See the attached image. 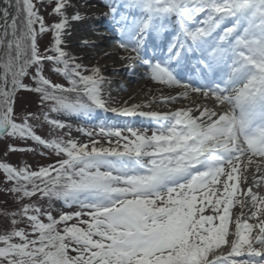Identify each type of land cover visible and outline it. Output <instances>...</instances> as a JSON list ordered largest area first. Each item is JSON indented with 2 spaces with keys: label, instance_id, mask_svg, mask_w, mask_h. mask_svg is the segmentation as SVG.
<instances>
[{
  "label": "snow or ice",
  "instance_id": "6c2138e0",
  "mask_svg": "<svg viewBox=\"0 0 264 264\" xmlns=\"http://www.w3.org/2000/svg\"><path fill=\"white\" fill-rule=\"evenodd\" d=\"M102 5L0 0L4 155L35 153L13 142L31 141L56 157L37 167L0 161V194L8 198L0 264H264V0ZM85 6L93 11H79ZM49 8L52 23L42 15ZM101 17L118 36L117 51L100 48L109 37L98 30L81 37L80 55L68 51L73 24ZM45 33L51 46L41 51ZM85 55L138 66L172 91L113 107L106 65H85ZM21 90L38 95L53 130L67 131L37 134L41 115L16 111ZM179 101L188 103L142 110ZM97 111L146 117L154 127L101 122L76 129L84 141L51 116Z\"/></svg>",
  "mask_w": 264,
  "mask_h": 264
},
{
  "label": "rangeland",
  "instance_id": "374dc122",
  "mask_svg": "<svg viewBox=\"0 0 264 264\" xmlns=\"http://www.w3.org/2000/svg\"><path fill=\"white\" fill-rule=\"evenodd\" d=\"M82 4L88 5V4H98L102 5V0H84ZM87 7V6H86ZM103 11H107L106 8L103 9ZM51 12V8L48 9V11H42V15H44L46 22L52 23L56 21V17L54 16H49V13ZM100 30V29H99ZM99 32L101 33H107V34H112L111 32L102 29ZM110 39L108 41H105L106 44L109 47H112V49L117 51V43H118V36L117 35H111ZM51 41H52V34L51 33H45L42 34L41 36H38V44L40 46L41 51H44L45 47H50L51 46ZM108 42V43H107ZM67 50L72 52L74 55H80L81 54V47L67 42ZM85 65H89V62L83 61ZM48 68L52 67L50 63L47 64ZM139 68V67H136ZM142 71L143 69L140 68ZM49 73L46 71V75ZM50 78L54 82H58L61 84H64L65 86L67 85V81L62 75L59 74H52L50 75ZM125 82L131 83V85H135L140 81L139 77H136V79L133 80H126L124 79ZM25 83L27 84H32V81L30 77L25 78ZM113 107H120L119 104H112ZM174 106V105H172ZM26 109L28 112H33L37 113L38 115H41V119L39 121H33L35 130L37 134L41 135L44 138H51L52 136L56 134H63V132H66L67 129H64L62 131L59 130H53L51 126L43 120L42 117V111L46 110L42 109L40 107V101L39 97L36 93L28 92L21 90L17 93V104H16V111L19 113L21 109ZM52 118L60 119L61 121L65 122L66 124L70 125L72 128L71 136L75 137L77 139H81L84 141H87L88 137L84 136L82 133L77 132L76 129L83 127L86 129H92L96 127L99 123L104 122L108 124H117L120 126H130V127H135V128H152L154 127V122L151 121L149 118H139V116L135 117H122L121 115H118L116 113H111V112H102V111H97L96 114L93 115L91 118H83V117H78V116H69V115H60L57 113H52L51 114ZM149 134H151L149 132ZM14 143L17 144V146H26V147H35L36 152L35 153H9L7 156L4 155V148H3V143L0 142V161L4 162H10L15 166H23L24 164H28L33 167H37L40 165H46L49 163H52L56 157L51 154L47 155H40V152L44 151L41 147L35 145L31 141H29L26 145L23 142L20 141H13ZM0 180H2V177H0ZM4 185L3 183H0V188H2ZM8 199L7 197L3 196L0 194V208L3 207V201ZM58 208H62L63 206L61 204H57ZM65 211L69 209H64ZM55 214V213H54Z\"/></svg>",
  "mask_w": 264,
  "mask_h": 264
},
{
  "label": "bare ground",
  "instance_id": "6f19581e",
  "mask_svg": "<svg viewBox=\"0 0 264 264\" xmlns=\"http://www.w3.org/2000/svg\"><path fill=\"white\" fill-rule=\"evenodd\" d=\"M83 1L84 0H76L78 4H82ZM79 11L90 13L93 11V9L85 6V7H80ZM99 29L109 30L108 21L103 17H101L98 20L86 19L78 23H74L73 28L71 30V35L67 37V42L82 47L81 37L85 36L89 32H92L93 30L100 31ZM109 39L110 37L106 40L98 41L100 48L107 50L109 52H116V50L112 49V47H109L110 46L108 43ZM105 41H108L107 42L108 45L106 44ZM92 51H93V55H95L96 50H92ZM84 60L85 62H89L90 66L95 64L97 60H99V63L101 65H106V67H104V73L109 81L107 85V91L111 93V96L113 98L112 104H119L121 106L123 101H128L129 104L145 103L150 100V97L152 95L159 96L161 95V93L166 95L172 91L170 89L164 88V86L162 85H156L155 83L144 78L142 75L143 71L140 69V67L136 68L138 66L128 67L123 65L121 62H119L118 59L106 60V59H101L99 56H97L96 59H92L91 57L85 55L83 61ZM136 77H139L140 81H138V83L135 85H131V83L124 81V79L131 81L133 79H136ZM130 97L132 99H130ZM187 103H188L187 101H179L177 104H174V106H172V105H164L158 102L152 104L151 109L144 108L142 110L143 111L167 110L169 107L175 108ZM139 118L141 117L139 116ZM143 118L146 117H142V119Z\"/></svg>",
  "mask_w": 264,
  "mask_h": 264
}]
</instances>
